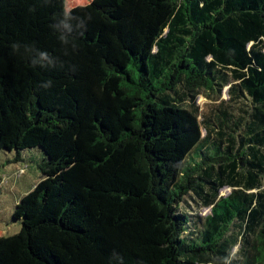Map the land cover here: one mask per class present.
<instances>
[{
  "label": "trees",
  "instance_id": "obj_1",
  "mask_svg": "<svg viewBox=\"0 0 264 264\" xmlns=\"http://www.w3.org/2000/svg\"><path fill=\"white\" fill-rule=\"evenodd\" d=\"M67 5L0 0V264H264V0Z\"/></svg>",
  "mask_w": 264,
  "mask_h": 264
},
{
  "label": "rangeland",
  "instance_id": "obj_2",
  "mask_svg": "<svg viewBox=\"0 0 264 264\" xmlns=\"http://www.w3.org/2000/svg\"><path fill=\"white\" fill-rule=\"evenodd\" d=\"M91 0H68V9L75 6L86 5ZM207 92L198 99L202 111H208L212 107L218 105L215 100V96H207ZM223 98L228 99L226 90L223 91ZM12 155H9L11 160ZM6 156L0 157V237L12 236L17 234L21 225L19 222L13 220V213L16 204L27 194H29L39 183L42 178L41 170L33 163H6L4 160ZM4 160V161H3ZM3 164V166H2ZM230 188H225L221 191V196L226 197L231 194ZM196 213H200L201 216H207L211 213V208H204L202 210H196ZM238 248L235 249V252Z\"/></svg>",
  "mask_w": 264,
  "mask_h": 264
}]
</instances>
